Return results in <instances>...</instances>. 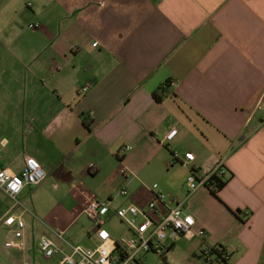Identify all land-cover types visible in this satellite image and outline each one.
<instances>
[{
  "label": "crops",
  "instance_id": "obj_1",
  "mask_svg": "<svg viewBox=\"0 0 264 264\" xmlns=\"http://www.w3.org/2000/svg\"><path fill=\"white\" fill-rule=\"evenodd\" d=\"M263 101L264 0H0V167L20 174L33 157L47 175L22 192V207L0 190V264H59L63 255L39 248L49 237L69 253L56 234L95 249L88 204L110 203L103 228L127 227L115 212L146 208L154 185L168 197L161 217L176 199L206 231L208 250L260 264ZM174 152L196 160L172 167ZM220 164L228 182L217 195L177 185V167ZM10 216L26 223L24 250L6 246L17 241Z\"/></svg>",
  "mask_w": 264,
  "mask_h": 264
},
{
  "label": "built area",
  "instance_id": "obj_2",
  "mask_svg": "<svg viewBox=\"0 0 264 264\" xmlns=\"http://www.w3.org/2000/svg\"><path fill=\"white\" fill-rule=\"evenodd\" d=\"M98 43H95L97 46ZM89 91V86L80 89V95L86 94ZM264 109V101L260 105ZM178 134L177 129L170 131L164 138L163 143L172 142ZM126 147L121 150V153L129 150ZM178 152L172 153L171 166L182 165L189 166L195 160L194 153H186L183 159ZM91 173L97 171L95 165L91 164L88 168ZM120 175L127 179L130 176L128 169L121 166L119 169ZM227 171L220 164L209 173H203L193 169L189 173L187 179V188L189 195L197 192L200 189H216V184L212 180L215 177L226 176ZM47 178L46 172L39 161L33 157H26L22 173L14 174L0 167V190L4 192L13 202L15 207H22L19 196L27 187H36L41 185ZM153 189L157 191L154 199L147 205L146 208L137 205L120 208L115 212V215L127 226L131 236L123 237L119 241L113 239L112 233L103 228L104 220L107 219L111 205L105 201H92L85 208V214L94 221L98 227L96 236L98 244L95 249H86L81 246H74L65 241L62 234H56L57 238L65 243L69 249V253H65L62 247L49 237L40 239L39 248L43 255L52 259L55 256L63 255L59 264H134L137 263L139 257L144 254L155 253L165 257L173 245L181 238L189 240L201 239L206 236L204 229L196 228L195 218L186 212L184 204L176 199L169 201L170 207L164 216H160L159 206L166 204L168 197L161 191L159 186L154 185ZM120 195L126 196L127 189L123 188L119 192ZM9 227L16 226L17 241H10L6 244L7 248L18 250L25 249V243L22 240L23 230L26 227L24 220L10 216L5 221ZM212 250V249H211ZM211 250L202 252V257L207 263H212L217 260V256L211 254ZM228 260V254L224 256Z\"/></svg>",
  "mask_w": 264,
  "mask_h": 264
},
{
  "label": "rangeland",
  "instance_id": "obj_3",
  "mask_svg": "<svg viewBox=\"0 0 264 264\" xmlns=\"http://www.w3.org/2000/svg\"><path fill=\"white\" fill-rule=\"evenodd\" d=\"M175 169H177L175 172L177 185H181L182 187L184 186L187 191L186 182L189 173L183 167H177ZM169 170L171 169L169 168ZM83 221H85L88 226L87 228L92 226V223L87 216H84ZM105 226V228L112 233L113 238L117 240H120L123 237L128 238L131 236L128 228L120 224L117 220H113L110 223L107 222ZM208 248L209 246L205 242H202L201 239L196 238L189 240L187 238H181L176 243L174 249L169 251L165 257L155 253H149L146 256L142 255V257L139 258V264H221L218 260H214L212 263L206 262L205 258L202 257L201 250L206 251ZM164 258H166V261ZM260 264H264V257Z\"/></svg>",
  "mask_w": 264,
  "mask_h": 264
},
{
  "label": "trees",
  "instance_id": "obj_4",
  "mask_svg": "<svg viewBox=\"0 0 264 264\" xmlns=\"http://www.w3.org/2000/svg\"><path fill=\"white\" fill-rule=\"evenodd\" d=\"M158 100H161V97H157ZM214 181V183L216 184V189L215 190H212V193L214 195H217L218 192L223 189L227 182H228V179L226 176H224L223 178L222 177H215L212 179ZM211 254L212 255H215L217 256V260L219 261V263L221 264H228V260L225 259V255H227L225 249L221 246H218V247H214L212 250H211ZM165 260V258H164ZM166 261V260H165Z\"/></svg>",
  "mask_w": 264,
  "mask_h": 264
}]
</instances>
